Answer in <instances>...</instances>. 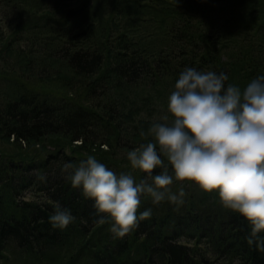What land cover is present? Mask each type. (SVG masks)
<instances>
[{
    "label": "trees",
    "instance_id": "16d2710c",
    "mask_svg": "<svg viewBox=\"0 0 264 264\" xmlns=\"http://www.w3.org/2000/svg\"><path fill=\"white\" fill-rule=\"evenodd\" d=\"M0 10V264H264L251 226L216 192L174 180L183 204L143 196L137 215L150 218L118 238L69 179L89 155L145 179L127 152L151 142L140 133L186 67L241 89L264 75V0H0ZM57 205L75 218L65 229L49 222Z\"/></svg>",
    "mask_w": 264,
    "mask_h": 264
},
{
    "label": "clouds",
    "instance_id": "9594fccd",
    "mask_svg": "<svg viewBox=\"0 0 264 264\" xmlns=\"http://www.w3.org/2000/svg\"><path fill=\"white\" fill-rule=\"evenodd\" d=\"M228 75L186 67L167 98L166 111L152 118L145 140L127 152L133 170L146 174L136 182L130 173L117 175L96 156L89 155L69 176L73 188L93 200L104 224L123 238L149 219L151 209L137 215L143 196L154 204L165 199L183 204L185 191H171L175 182L196 184L206 193H218L223 206L242 216L251 226L249 246L264 251V75L243 89L225 84ZM165 160L167 163H165ZM169 166L172 173L169 174ZM162 169L156 175L154 170ZM74 217L57 205L49 217L54 228L65 229Z\"/></svg>",
    "mask_w": 264,
    "mask_h": 264
},
{
    "label": "rangeland",
    "instance_id": "374dc122",
    "mask_svg": "<svg viewBox=\"0 0 264 264\" xmlns=\"http://www.w3.org/2000/svg\"><path fill=\"white\" fill-rule=\"evenodd\" d=\"M2 17H3V13H2V11L0 10V21H3L2 20ZM2 27L4 28H7V25H6V22H2ZM164 111H166V110H164ZM164 111L162 112V113H160V115H162L163 113H164ZM159 116V115H158ZM8 149V146L6 145V144H4V143H0V151H2V150H7ZM28 198H32V195H29V197ZM183 242H186V241H183Z\"/></svg>",
    "mask_w": 264,
    "mask_h": 264
}]
</instances>
